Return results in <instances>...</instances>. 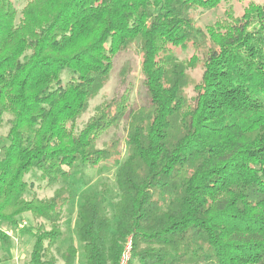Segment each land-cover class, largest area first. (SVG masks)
I'll return each instance as SVG.
<instances>
[{
  "label": "trees",
  "instance_id": "1",
  "mask_svg": "<svg viewBox=\"0 0 264 264\" xmlns=\"http://www.w3.org/2000/svg\"><path fill=\"white\" fill-rule=\"evenodd\" d=\"M16 1L0 0V118L11 116L0 224L17 227L25 213L40 222L22 230L34 239L30 263L46 264L63 237L74 192L26 199V176L38 170L53 185L114 162L115 230L106 185L78 207L85 264H118L129 238L130 264H264V5L201 28L196 11L231 0H31L19 21ZM133 48L139 63L126 61L114 96L75 132ZM138 64L142 106L131 102ZM123 121L121 162V138L98 142ZM0 243H11L1 230ZM60 257L75 264L78 249Z\"/></svg>",
  "mask_w": 264,
  "mask_h": 264
},
{
  "label": "rangeland",
  "instance_id": "2",
  "mask_svg": "<svg viewBox=\"0 0 264 264\" xmlns=\"http://www.w3.org/2000/svg\"><path fill=\"white\" fill-rule=\"evenodd\" d=\"M31 0H20L15 2V6L17 11L20 13L18 15V21L21 18V13L23 9L28 5ZM260 4L264 5V0H231L230 2L222 4L219 8L215 10H199L194 13L196 23L198 27L205 28L206 26L213 25L218 20L224 18L227 15V12H232L236 16H241L245 11V8L248 4ZM191 54V51H183L179 54L180 58H187ZM128 59H132L139 63V55L137 51L133 48L128 53H122L115 59V66L113 73L110 77L109 82L105 85V87L100 91L98 96L90 102L89 108L87 112L79 119L75 126V132L80 131L88 121L94 117L97 113V109L104 103L110 101V99L114 96L115 90L118 86L119 82V72L125 65ZM137 76L134 78L133 87L134 90L131 95V102L133 105H144L145 103V91L143 89L142 80L139 77L140 67L136 65ZM191 74L194 76H199L200 71L192 72ZM64 81L68 80V75L65 74L63 76ZM189 93L193 95V90H189ZM11 116L4 115L0 118V150L3 146L9 144L8 133L10 129L9 120ZM127 133V123L125 121L121 122L120 125L116 128L111 129L108 133L101 136L98 144L102 147L104 144H109V141L114 137H119L122 139V146L119 148L121 152V162L127 159V148L123 143V139L126 137ZM1 154V151H0ZM120 162V163H121ZM119 168L118 164L114 162L103 163L96 168H83L78 167L71 170V175L69 179L59 180L57 183L51 185L46 180H43L41 177V172L38 170H33L26 176V181L31 185L30 189L24 195L26 199L38 198H50L54 195L55 191L61 187H70L74 192V198L72 202L65 209V218L62 223V230L64 232L63 237L59 239L57 244L48 250L45 261L46 264L49 263L51 258L56 259L55 264H64L63 260L60 257V253L64 252V250L70 245L76 244L80 242L79 237L77 235L78 229V213L77 209L81 203L82 196L84 194H95L101 195V191L104 185L108 187L110 190V195L106 196L102 202V209L108 212L112 219L115 230L116 218L114 205L119 200V192L118 187L115 182V174ZM18 221L23 229H31L32 232L38 227V222L34 217L25 213L19 217ZM47 226V229H50L48 223H42ZM2 226V225H1ZM0 226V228H2ZM18 239L20 240V247L15 250H11L9 254H2L0 250V261L5 264H31L30 256L34 245V239L30 234H22L19 233ZM132 242L131 238L128 239V242L122 247V253L126 250L127 244ZM14 251V252H12ZM17 251V253H16ZM80 257L76 259L75 264H85V256L83 253L82 246L79 248ZM16 256L19 257V260L16 261ZM122 256V254H121ZM120 256V258H121ZM119 261V260H118ZM133 264H138V262L134 261Z\"/></svg>",
  "mask_w": 264,
  "mask_h": 264
},
{
  "label": "crops",
  "instance_id": "3",
  "mask_svg": "<svg viewBox=\"0 0 264 264\" xmlns=\"http://www.w3.org/2000/svg\"><path fill=\"white\" fill-rule=\"evenodd\" d=\"M66 212V211H65ZM77 213H78V209H77ZM2 225V226H1ZM0 226L2 228H0V230L7 235V237L10 239V245L6 244V243H0V250L2 251V254H9V252L13 249L17 250L20 247V240L18 239L19 237V233H22V230H24L23 228H20V222L18 223L17 227H11V226H7L4 224H0ZM74 246L78 249V257L77 259H79L80 257V251L79 248L82 246L81 241L78 243V241L76 242V244H74ZM14 252V251H12ZM17 253V251H16ZM19 260V257L16 256V261ZM0 264H5L2 263V261H0Z\"/></svg>",
  "mask_w": 264,
  "mask_h": 264
},
{
  "label": "built area",
  "instance_id": "4",
  "mask_svg": "<svg viewBox=\"0 0 264 264\" xmlns=\"http://www.w3.org/2000/svg\"><path fill=\"white\" fill-rule=\"evenodd\" d=\"M20 228H23L20 225ZM132 259V242L127 244L126 250L122 253L121 258L118 261V264H130Z\"/></svg>",
  "mask_w": 264,
  "mask_h": 264
}]
</instances>
